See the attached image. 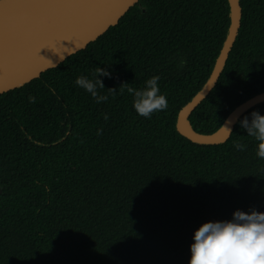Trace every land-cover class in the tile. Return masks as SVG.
Masks as SVG:
<instances>
[{"label": "trees", "instance_id": "trees-1", "mask_svg": "<svg viewBox=\"0 0 264 264\" xmlns=\"http://www.w3.org/2000/svg\"><path fill=\"white\" fill-rule=\"evenodd\" d=\"M241 7L226 65L189 117L201 133L264 91V0ZM228 26V0H140L84 50L0 94V264H188L203 222L259 210L264 159L240 120L264 114V102L222 144H194L176 129ZM96 67L111 72L98 77L101 93L117 88L106 102L75 83ZM154 75L168 108L144 118L118 87L140 89Z\"/></svg>", "mask_w": 264, "mask_h": 264}, {"label": "water", "instance_id": "water-1", "mask_svg": "<svg viewBox=\"0 0 264 264\" xmlns=\"http://www.w3.org/2000/svg\"><path fill=\"white\" fill-rule=\"evenodd\" d=\"M139 1L0 0V94L29 83L72 54L84 50L110 27L116 26ZM228 4L229 26L211 73L177 115L179 134L198 145L226 142L240 118L264 102V91L248 98L237 105L212 133L198 132L190 122L191 113L215 87L239 33L241 0H228ZM258 211L264 212V196Z\"/></svg>", "mask_w": 264, "mask_h": 264}, {"label": "clouds", "instance_id": "clouds-1", "mask_svg": "<svg viewBox=\"0 0 264 264\" xmlns=\"http://www.w3.org/2000/svg\"><path fill=\"white\" fill-rule=\"evenodd\" d=\"M183 63V62H182ZM93 79L81 75L76 78L78 87L89 93L97 102H106L109 95L113 98L117 88H108L106 94L100 90L105 89L98 77L111 78L107 68L96 67L92 73ZM160 77L154 75L145 81L144 87L137 89L127 82L119 85V94L125 91L132 97V107L135 112L144 118L168 108V100L159 88ZM54 93V89L52 90ZM29 102L35 103L36 98L29 96ZM104 119L108 115L104 114ZM240 126L247 135L256 141V155L264 159V114L253 111L249 116L240 120ZM102 135V129L98 130ZM238 150L244 151L245 145L236 143ZM190 257L188 264H264V212L251 209L248 212L236 209L230 220H217L203 222L193 232L192 243L189 245Z\"/></svg>", "mask_w": 264, "mask_h": 264}]
</instances>
